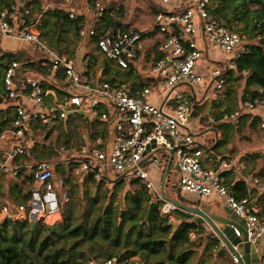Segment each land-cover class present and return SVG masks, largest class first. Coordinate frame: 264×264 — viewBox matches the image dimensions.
I'll return each instance as SVG.
<instances>
[{"label":"built area","instance_id":"obj_1","mask_svg":"<svg viewBox=\"0 0 264 264\" xmlns=\"http://www.w3.org/2000/svg\"><path fill=\"white\" fill-rule=\"evenodd\" d=\"M75 2L60 3L65 9L69 7L66 10L72 19H78ZM209 4L210 0H156L153 23L160 39L155 54L146 59L142 33L133 26H103L107 7L103 0H93L92 6L79 15L78 35L94 37L98 51L110 65L134 77L133 83L119 84L80 73L74 58L48 45L40 25L48 9L56 6L54 2L45 0L36 6L16 0L0 8V37L18 40L25 46L24 51L41 50L42 65L51 73L48 80L58 83L55 74H59L63 83L58 85L63 96L49 100L48 89L42 84L43 75L18 74V60L4 67L2 86L13 106L10 121L0 128V179L3 176L13 183L16 176L27 172L37 185L24 202L2 200L0 196V221H58L52 216H60L68 199L62 175L54 172L61 164L69 166L75 177L92 176L104 189L119 182L142 184L150 201L170 219L176 210L187 211L169 201L164 186L161 189L156 184V179L165 182L169 164V169L178 172L175 187L181 193L222 198L245 228L246 241L261 250L255 264H264V248L260 246L264 238V197L257 201L247 191L245 196L236 198L226 185L228 177L233 176L244 185L251 183L264 191V178L251 174L240 158H214L207 150L218 138L209 146H202L190 129L192 123L206 121L217 136L220 128H215V124L239 126L242 117L253 112L260 117L259 128L264 129L262 88L257 89L258 96H247L241 106L232 110L210 105L193 115L187 98L193 96V102L199 106L219 101L228 70L234 69L237 60L248 52V45L259 39L258 36L252 40L247 33L232 29L222 17L209 12ZM212 46L221 52L217 60L209 55ZM144 70L149 82L140 86ZM246 73L241 71L242 78ZM194 86L199 88L195 90ZM79 115L104 121L106 137L90 146L59 145L53 159L29 156V149L38 143L42 133L45 136L59 122ZM160 150L168 153L162 154L164 164L158 155ZM234 234L240 236L239 228H234ZM192 235L193 232L190 238ZM216 238L218 247H227L217 235ZM225 251L231 264H240L241 254ZM87 264L141 262L138 258L120 260L116 255H108L91 258Z\"/></svg>","mask_w":264,"mask_h":264},{"label":"trees","instance_id":"obj_2","mask_svg":"<svg viewBox=\"0 0 264 264\" xmlns=\"http://www.w3.org/2000/svg\"><path fill=\"white\" fill-rule=\"evenodd\" d=\"M30 2L38 6L40 0H30ZM61 2L62 0L54 1L56 6L48 9L47 16L42 19L40 25L42 36L46 38L48 45L58 52L61 51L60 42L63 40V33L69 28L77 32V20L68 17L66 9L60 4ZM209 12L217 17H222L232 29L247 33L252 40L259 36V39L248 45V52L237 60L235 68L228 70L226 84L241 81L242 76L240 73L245 70L247 73L241 81L243 83L241 101L247 96L252 98L258 96V88H262V94L264 95V0H210ZM109 25L113 27L121 26L117 20L111 17L108 18L104 26L108 27ZM126 27L127 25L123 28ZM3 38L5 37H0V103H3L4 106L0 109V128L11 119L10 111L13 106V100L8 98L3 90L2 75L4 67L12 60H18L20 63L18 74L24 76L33 74L36 76V74L40 73L44 76L42 79L43 86L46 89L54 87L53 84L45 80L51 73L47 71L46 66L42 65V56L33 57L24 50H20L18 53L6 50L2 46ZM103 64L105 66L104 71L109 76L112 67L110 68L109 63L105 60ZM56 76L60 78L58 74ZM147 82H149L148 79L146 81L141 79L140 86L146 85ZM58 85H63V83H56V87ZM193 100V96H190L187 101L192 104L193 115H196L202 108L194 103ZM220 102L221 99L213 103V105H220ZM232 109L234 108L227 110ZM259 119V115L254 112L245 114L242 117L241 124L247 121L246 123H249V127L258 126ZM214 127L222 128V137L207 151L214 158H222L224 156H220V153L217 152L218 147L220 144L228 142L231 132L238 126L218 122ZM36 146H38V143L30 148L29 151L35 152ZM34 156L42 158L41 155L36 154ZM54 172L62 175V187L67 192V196L68 192L70 193L71 198V201L67 203L70 208V214L62 211L63 204L61 207L62 218L55 227H61L65 232L74 236L82 234L87 239L107 241L113 248H117L114 254H103L104 258L108 255H116L120 260H124L139 254L141 261L146 262V264L189 263L195 247L199 246V243L194 244L190 238V233H200L203 225L202 223L193 222L189 214L176 210L175 212L179 215L180 220L173 224L168 216L159 215L158 206L156 205L150 216L147 217L151 200L150 196L142 184L129 182V184H135L136 187L124 194L123 202L121 203L122 209L118 213L120 220H118L116 216H112L110 204L113 201L115 190L123 186V182H119L111 189L103 188L104 191L101 196L104 205L100 206L101 212L95 213L87 221L78 222L73 226L70 220L73 218L71 210H73L74 198H77L81 204L85 201L91 206H96L100 196L95 193L98 192L101 186L90 175L82 176L80 177L81 180H79V178L71 174L70 167L67 165H57L54 168ZM36 185V181L27 172L16 176V180L13 183L2 176L0 179V196L2 200L11 199L15 203L24 202L32 190L36 188ZM226 185L228 191L236 198H241L247 194V189L240 179L230 176L226 180ZM79 186L82 187V190L79 189ZM109 191H112L110 196L108 194ZM107 199L108 201H106ZM44 226L47 232L41 235L37 228L31 227L27 222L1 221L0 264H87V261L91 259V257H88L86 261H82L79 258H72L65 248L55 249L53 242L55 235L58 234L57 228L51 229L49 225ZM61 235L63 236L64 234H59V236ZM207 238L209 242L204 248V253L207 256H211V254H215L218 240L212 235H208ZM119 252L122 253L119 254ZM81 255H83L82 252L79 253V256ZM151 256L156 257L157 260L150 261Z\"/></svg>","mask_w":264,"mask_h":264},{"label":"rangeland","instance_id":"obj_3","mask_svg":"<svg viewBox=\"0 0 264 264\" xmlns=\"http://www.w3.org/2000/svg\"><path fill=\"white\" fill-rule=\"evenodd\" d=\"M105 2H111V0H105ZM154 2H156V0H154ZM132 13H130L128 20L130 22H138L143 24L145 21L140 19L139 13H145V12H149L150 9L152 11V6H151V2H147L146 4H142L141 2H136L132 4ZM154 11L155 9L150 12L152 14V17L154 15ZM128 15V14H127ZM66 41H65V46L67 48H71L74 46H77L76 44H78V40H76L72 33L69 32V34L66 35ZM72 38V39H71ZM207 41V40H206ZM208 42V41H207ZM79 44L81 45H87L90 46L91 50L93 49V46L90 44L89 41H87L86 39L80 40ZM19 42L16 40H13L11 38H3L2 40V46H4L5 48H15L16 46H19ZM31 56L33 57H40L42 56V52L41 50H32L31 51ZM221 52L219 50H217L214 46H212V48L210 49L209 55L212 56V58H217L220 55ZM98 58L96 59L98 62H100L102 60L103 57L97 55ZM222 59V57L220 58ZM1 67V64H0ZM143 76L148 75L147 70L142 71ZM31 75V77H33V74H29ZM141 76V78L146 79V77ZM131 82V79L129 78H124V82ZM199 87L198 86H194V89L197 90ZM242 88H243V83L241 81L238 82H233L230 84H226L225 88L223 89V91L220 93V105H217L216 107H223V108H237L239 106H241L242 101ZM189 99V98H187ZM219 99V100H220ZM207 102H204L203 106H201V110L198 112H203L204 110L207 109ZM4 106L3 103H0V109ZM215 106V105H213ZM11 111H10V115H11ZM247 122V121H246ZM242 123V125H240L237 128H234V130L231 132V137L229 138L227 143L224 144H220V147L218 148L219 150L217 151L218 153H220V156L225 154V155H230V153L232 151H236L237 153H243L246 156H249V154H252L251 152H253V150L260 148L261 144L264 142V138L261 137L260 138V134L258 133V131L256 130V126L249 127V123ZM90 126V125H89ZM92 128V126H90ZM191 131L193 132L194 135H196V137L198 138L199 143L204 146H209L210 143L212 142V140L215 138V129L214 128H209V125L207 124L206 121H201L198 120L197 123H192L190 126ZM222 129V128H221ZM59 131H57L56 135H52L50 137L48 136H44L43 133L41 134V136L39 137V141H38V146L35 148L36 151L33 153H31L30 157H34L36 158L34 155H41V159H53L55 156H52L54 154H57V147L62 143L61 141L63 140V135H62V131L60 129H58ZM223 131V130H222ZM60 135V136H59ZM222 136V135H221ZM250 152V153H247ZM53 153V154H52ZM165 153L168 155L167 152L165 151H159L158 155L162 161V163L164 164V159L162 157V154ZM44 154V155H42ZM48 155H50L48 157ZM38 157V156H37ZM36 159H40L39 157ZM249 163L251 164V166L253 167L254 164L256 166V164H258V160L254 159L253 157L248 159ZM178 172L176 170H174L173 168L169 171V174L166 175V180L164 182V194L167 198L172 199V200H177L181 203L186 204L187 202H185V198L180 195V192L178 191V189L175 187V183L178 180ZM79 178V180H81L80 177H76ZM162 182V181H161ZM162 183H160L161 186ZM136 187L135 184H129V182H123V186L120 189L115 190L114 197H113V201L110 204V208H111V214L112 216H116L118 220H120V217H118V213L119 211L122 209L121 207V203L123 202L122 198L124 196V194L126 192H128L131 189H134ZM79 189L82 190V187L79 186ZM104 191L103 187H100L98 192H96L95 194L99 195V201L96 204V206H91L89 203H86L84 201L83 204H81L79 202V200L77 198H74L73 202H74V206H73V210H71L72 214H73V218L70 220V223L75 226L78 222H82V221H87L89 217H92L95 213H99L101 212V207L102 205H104V201L103 198L101 196V193ZM80 192V191H79ZM94 192V191H93ZM112 191H109V196ZM74 195V194H73ZM109 198V197H108ZM68 201H71L70 198V193L68 192V199L66 202H64V205L62 207V211H65L67 214H70V208L68 207L67 203ZM108 201V199L106 200ZM105 201V204H106ZM108 203V202H107ZM220 203L214 202L212 203V205H218ZM158 213L159 215H162L160 213V209L158 208ZM186 213V212H184ZM186 214H189L188 212ZM191 217V219L194 218V216L192 214H189ZM163 216V215H162ZM62 218V216H61ZM60 218V220H61ZM59 221H56L55 223L51 224V223H43V222H38L35 223L34 225L30 224L31 227L33 228H37L38 232L41 235L46 234L47 230L45 228L44 225L51 226L53 225V228L51 229H55L57 228L56 231H58V234L55 235V240L53 242L54 244V248H65L66 252H68L72 258H79L82 261H86V259L88 257L94 258V259H102L104 258V255L107 254H114L117 251V248H113L110 244H108L107 241H101L99 239H87L84 235L79 234V235H71L67 232L64 231L63 228H59V227H55V225H57ZM171 222L173 224H175L176 222H178L180 220L179 215L176 212H173L171 214V218H170ZM1 222V221H0ZM202 229H200V233H194L191 237L192 241L194 242V244H198V247H195V251L194 253H192L191 255V259L189 261L188 264H229L227 258L225 257H216V254H211V256H207L204 253V248L205 246L208 244V235H212L214 237H216L214 231L211 229V227L207 224V223H202ZM202 230V231H201ZM65 232V233H64ZM59 234H64L63 236H59ZM83 253V255L79 256V253ZM122 252H119V254H121ZM215 253V252H214ZM104 254V255H103ZM129 258H138L141 262V264H146V262L141 261V258L139 256V254H135ZM128 258V259H129ZM206 259V260H205ZM156 261L157 258L154 256L150 257V261Z\"/></svg>","mask_w":264,"mask_h":264},{"label":"crops","instance_id":"obj_4","mask_svg":"<svg viewBox=\"0 0 264 264\" xmlns=\"http://www.w3.org/2000/svg\"><path fill=\"white\" fill-rule=\"evenodd\" d=\"M12 1H16V0H0V8L3 6H6L8 3L12 2ZM25 1H27L28 3H31L30 0H25ZM42 1H45V0H40V2H42ZM46 1L54 2L55 0H46ZM103 1L107 7V13H106V16L102 22L103 26L105 25L106 21H108V18L111 17V18L117 20L118 22H121L122 28L125 27V25H127V27L125 29H127L129 26L135 27L138 31H140L142 33V36L144 38L145 58L146 59L151 58L152 55L155 54L156 45L160 39V35L157 32V30L154 26V23H153L152 14L150 13L155 9L154 0H111V2H105V0H103ZM137 1L141 2L142 4L143 3L146 4L147 2L148 3L151 2L152 11L150 9L149 12H145L142 14L139 13L140 19L145 21L143 24H141V23L138 24V22H130L128 20L130 13H132V9H131L132 4H133V2L136 3ZM92 2H93V0H76L75 5L73 7L76 9V11L78 13V19H80L79 15L81 13H83L85 10H87L89 7L92 6ZM68 8L69 7H66V9H68ZM70 9H71V7H70ZM78 19H76L77 20V32H76V30L69 28L65 33H63L64 37H63V40L60 42V49H61L60 52L66 53L69 56H71L72 58H74L75 68L80 73H88V74H92L93 76H96V77L100 76L101 78H105V79L108 78V81H111L113 84H119V83H121V81L124 82V78H129V79H131V82H132L134 77L130 76L129 74L125 73L124 71H120L119 69L114 68L112 65H110L108 60L106 58H104V56L98 51V49L95 45V38L94 37H91V36L80 37L78 35ZM109 26H112V25H109ZM71 31H72L74 37H76L75 39L78 40V44H76L77 46L67 48L65 46V41L67 39L66 35L69 34V32H71ZM43 38L46 40V38L44 36H43ZM83 39H86L87 41H89L90 44L93 46L94 50H91L90 46L79 44V41L83 40ZM16 41H18V40H16ZM19 44L20 45L16 46L15 48H5V47L4 48L6 50H11L12 52L16 51V53L20 52V50H22V49H26L25 46L21 42H19ZM26 52L28 55H31L30 54L31 51L27 50ZM97 55L103 57L100 62H98L96 60L98 58ZM104 60L109 63L110 68L112 67V71H111V74L109 76L104 71V68H105V66L103 64ZM55 77L57 79V82L60 83L61 81L59 80V78H57L56 74H55ZM45 80H47V82L53 84V86H54V87H48L47 88L48 89V97L47 98L49 100L61 98L63 96V92L59 89L58 86L56 87V83L50 82L48 80V78H46ZM207 103H208L207 107H209L210 105H211V107H213V103H211V104H210V102H207ZM89 125L92 126V128ZM240 125H242V124H240ZM58 129H60L62 131V135H63V140L61 141L62 143L60 145L72 144L75 146H90L91 144H94L98 140L106 137V130H105V122L104 121H102L100 119H96V118H85V117H82L80 115L76 116V117H68L66 120L59 122L51 130H48L46 132L45 136L50 137L52 135H56L57 131H59ZM256 130L260 134V138L261 137L264 138V129H261V128H259V126H256ZM222 132H223L222 129H220V131H218V135L217 136L215 135V137H217L218 140L221 139ZM243 153H245V152H243ZM243 153H237L236 151H232L230 153V155L223 154L222 156H224V157L230 156V157L240 158L241 160L246 162L248 170H249V172H251V174L257 175L260 178H264V142L261 144L260 148L253 150V152H251L252 154H249V156H246ZM247 153H250V152H247ZM54 155H56V154H54ZM252 157L254 159L258 160V164H256V166L254 164L253 167L251 166V164L248 161V159H250ZM171 169L172 168H170L169 171ZM169 171L167 174H169ZM160 183H161L160 179H156V184L158 186L160 185ZM244 186L246 187L249 195L253 199L259 201L264 197V191L261 187L256 186V185L251 184V183L248 185L245 184ZM180 195H182L185 198V202H190L193 200H201L202 202H205V203H214V202H217L220 204L223 203L222 198H219V197H213V196L198 197V196L193 195V194H185V193H181V192H180ZM182 212H184V211H182ZM52 217L60 220L61 214H60V216L57 214V215H54ZM260 246H261V248H264V238L261 240ZM220 249H221V247L216 246V248H215L216 257H225V258H227L229 264H231L232 262H231V258H230L229 253L227 251L218 253Z\"/></svg>","mask_w":264,"mask_h":264},{"label":"water","instance_id":"obj_5","mask_svg":"<svg viewBox=\"0 0 264 264\" xmlns=\"http://www.w3.org/2000/svg\"><path fill=\"white\" fill-rule=\"evenodd\" d=\"M169 167L170 165L168 164L164 176H166ZM163 186L164 182L161 184V189H163ZM167 199L181 209L186 210L189 214H192L194 216L192 219L193 222L207 223L211 227L214 233L227 246L226 248H221L218 253L228 249L235 255L241 254L240 264H255L259 260L261 250H256L257 245L246 241L245 228L231 208L224 202L218 205H212V203H205L201 200H193L184 204L177 200ZM155 206L156 203L150 201L147 217L150 216ZM50 227L53 228V225ZM234 228H239L240 236L234 234Z\"/></svg>","mask_w":264,"mask_h":264},{"label":"bare ground","instance_id":"obj_6","mask_svg":"<svg viewBox=\"0 0 264 264\" xmlns=\"http://www.w3.org/2000/svg\"><path fill=\"white\" fill-rule=\"evenodd\" d=\"M55 215H57V214H55Z\"/></svg>","mask_w":264,"mask_h":264}]
</instances>
